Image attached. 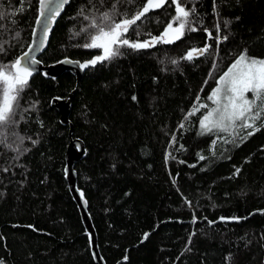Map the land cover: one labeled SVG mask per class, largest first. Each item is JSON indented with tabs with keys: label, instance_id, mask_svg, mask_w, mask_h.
Wrapping results in <instances>:
<instances>
[{
	"label": "trees",
	"instance_id": "obj_1",
	"mask_svg": "<svg viewBox=\"0 0 264 264\" xmlns=\"http://www.w3.org/2000/svg\"><path fill=\"white\" fill-rule=\"evenodd\" d=\"M142 2L70 0L39 60L94 58L102 50L82 45L95 30H80L91 18L99 21L101 12L130 17ZM182 2L196 9L190 18L197 32L173 44L122 47L121 55L89 66L79 81L69 72L29 80L14 117L17 136L0 143V264H96L65 178L70 139L84 145L74 165L77 188L105 264H264V116L251 136L252 129L239 132L242 142L201 135L199 126L212 107L207 97L235 58L244 51L264 58V0ZM37 6L38 0H0L6 14L0 64H10L29 45ZM174 15L168 0L127 37L159 35ZM216 25L228 37L219 47L203 31L215 37ZM206 41L208 53L180 59ZM69 94L64 125L51 100ZM198 103L207 108L185 120Z\"/></svg>",
	"mask_w": 264,
	"mask_h": 264
},
{
	"label": "snow or ice",
	"instance_id": "obj_2",
	"mask_svg": "<svg viewBox=\"0 0 264 264\" xmlns=\"http://www.w3.org/2000/svg\"><path fill=\"white\" fill-rule=\"evenodd\" d=\"M69 2L70 0H39V16L36 19V23L41 24L40 17L45 16V12L48 13V22L43 23L44 35L40 38L41 45L47 41L51 24L55 23L56 18ZM170 2L175 6V15L166 23L159 35L148 33L150 38L143 41H132L127 37V33L133 26L137 25L138 21L145 18L150 11L162 8L168 3V0H143L139 10L127 18L114 19L107 11L100 13L99 21L96 18H91L88 26L80 31L87 32L89 29H94L95 31L90 34L89 42L84 43L82 46L102 51L101 54L96 55L94 58L78 63V67L83 70L89 66L94 67L98 63L111 60L121 55L120 49L122 47L140 50L154 47L159 43L173 44L181 40L187 32H197L198 28L194 26V21L190 18L196 13V9H186L182 0H170ZM82 12L83 10L81 9V14ZM5 15V13H0V20H3ZM84 19L89 20V17L84 16ZM198 23L202 25V21ZM203 31L208 40H215L217 47L222 43V40L228 38L226 35L223 37L219 35L221 31L219 25H216L217 35L215 37H213L212 32L208 28L204 27ZM33 35H36L35 30H33ZM136 35L139 36L140 33L137 32ZM211 48L212 45L206 41L203 47L191 48L180 59L193 61L195 58L208 53ZM0 51H3V49L0 48ZM33 51L34 49L30 46L29 51L24 52L21 57H17L10 64H0V143L8 140L9 136H17L14 130L16 109L22 93L29 84V78L35 71L32 66L40 63L32 55ZM67 62L72 63V61ZM171 63L175 65L179 61L173 59ZM213 66H215V62ZM216 84L217 86L212 89L211 94L207 97L215 106L208 108L207 112L199 119L200 134H216L221 139L223 137L219 134H225L228 137H232L231 141L225 139V143H235L237 137L242 142L244 137L239 136V132L252 129V131L246 133L247 136H251L255 131L259 130V128L255 127V122L260 120L261 116H264V59L249 57L246 51L240 53L227 71L223 72L219 77ZM248 93H251V97L247 95ZM133 99L135 100L136 97L134 96ZM196 99L199 101L200 97L197 96ZM201 108H207V105L200 103L194 105L184 119L187 120L189 116L195 115ZM261 126L264 127V123ZM180 127H184L183 122ZM18 138L22 143L23 138ZM35 142L33 141V143ZM212 144L215 145L216 140H213ZM199 159L203 160L205 157L200 155ZM236 171L239 172V169ZM80 195L83 198L84 194L82 192ZM219 219L221 221L232 219L238 222L240 218L220 217ZM192 222H196L195 216ZM208 223L213 224L215 221H208ZM145 238H147V234H145Z\"/></svg>",
	"mask_w": 264,
	"mask_h": 264
},
{
	"label": "water",
	"instance_id": "obj_3",
	"mask_svg": "<svg viewBox=\"0 0 264 264\" xmlns=\"http://www.w3.org/2000/svg\"><path fill=\"white\" fill-rule=\"evenodd\" d=\"M69 4V3H68ZM67 4V5H68ZM64 6L63 10L61 11L60 15L56 18L55 23L51 24L50 31L48 33L47 41L41 45L40 44V38L43 37L44 32H43V23H47V16L48 13L45 12V16L40 17L42 23L37 24L36 19L39 16V0H38V6H37V17L34 21V26L33 30H35L36 35H33V30L31 33V39L30 43L27 46V48L20 53L17 57H21L24 52L29 51V47L34 49L32 52V55L35 57L36 60H38L40 63L33 65L32 67L35 68V71L33 75L29 78V80L36 74H41L45 78H56L60 76L62 73L69 72L72 75L75 76L76 80L79 81L82 78V75L84 72L87 70L83 69L81 70L78 67V63H83L86 61H80L77 59H71L68 57H64L60 59L59 61H56L54 63L50 64H44L42 61L39 60V56L46 50L52 31L56 25V22L64 12L66 6ZM149 39V38H148ZM152 48V47H150ZM190 50V49H189ZM67 61H72V63H68ZM72 94H69L65 98H53L51 100V106L54 107L60 114V122L62 124H69V114H70V100H71ZM84 153V145L83 143L78 140V139H70V142L67 146V150L65 153V160H66V165H65V178L68 184V188L70 191V194L74 200V202L77 205V208L80 213L81 221L82 224L88 234L89 238V243H90V251L92 254V257L95 261L96 264H105L104 259L102 258L99 247H98V241H97V236L95 229L93 227L90 215L87 211V201L83 197L81 198V191L77 188V176L76 172L74 169L75 163L80 160L83 157Z\"/></svg>",
	"mask_w": 264,
	"mask_h": 264
},
{
	"label": "rangeland",
	"instance_id": "obj_4",
	"mask_svg": "<svg viewBox=\"0 0 264 264\" xmlns=\"http://www.w3.org/2000/svg\"><path fill=\"white\" fill-rule=\"evenodd\" d=\"M187 52V51H186ZM262 59H264V58H262ZM217 86V85H216ZM249 97H251V93H248L247 94ZM210 101V100H209ZM211 104H212V107H214L215 105L212 103V101H211Z\"/></svg>",
	"mask_w": 264,
	"mask_h": 264
}]
</instances>
